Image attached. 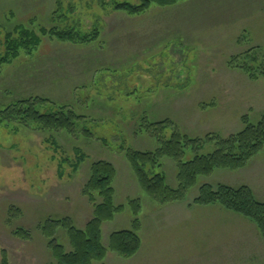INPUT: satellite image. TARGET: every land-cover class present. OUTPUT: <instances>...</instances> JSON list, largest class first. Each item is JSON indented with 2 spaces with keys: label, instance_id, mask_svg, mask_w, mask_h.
Segmentation results:
<instances>
[{
  "label": "rangeland",
  "instance_id": "374dc122",
  "mask_svg": "<svg viewBox=\"0 0 264 264\" xmlns=\"http://www.w3.org/2000/svg\"><path fill=\"white\" fill-rule=\"evenodd\" d=\"M21 25L34 31L40 43L32 53L0 67V111L38 97L48 102L41 112L63 108L81 119L72 134L0 129V262L3 253L8 264L54 262L42 227L69 218L74 227L84 228L92 207L81 190L90 165L104 161L116 170L114 203L124 210L103 225V245L108 246L111 233L132 229L135 218L128 201L139 199L142 247L128 260L108 252L102 264H240L231 242L241 238L245 249L254 248L256 227L220 206L189 205L199 183L248 185V170L198 178L184 202L157 206L141 192L123 153L154 151L158 144L151 133L164 139L175 130L191 138H226L244 128L243 117L252 124L259 120L264 78H252L238 67L264 66V0H182L136 17L115 12L101 0H0V53L4 34ZM66 28L82 35L97 29L98 38L60 43L39 32ZM160 122L168 123L162 133L144 127ZM76 151L84 160L73 173ZM210 151L206 146L202 153ZM61 159L70 160L62 166V177ZM162 164L166 184L176 188L175 164L169 159ZM189 212L192 217L216 215L218 224L239 232L218 239L201 232V226L217 222L194 219L185 223L190 228L184 232L172 227L175 238L189 237L187 253L175 259L176 254L164 250L169 226L156 223L153 230L159 232L152 234L151 220ZM17 228L27 231L28 238L15 235ZM55 239L69 250L61 230ZM156 249L162 251L159 256ZM249 264H264V256L258 254Z\"/></svg>",
  "mask_w": 264,
  "mask_h": 264
},
{
  "label": "trees",
  "instance_id": "16d2710c",
  "mask_svg": "<svg viewBox=\"0 0 264 264\" xmlns=\"http://www.w3.org/2000/svg\"><path fill=\"white\" fill-rule=\"evenodd\" d=\"M182 0H136V4L110 0L107 5L113 11L123 13L129 17L145 14L152 7L168 8ZM41 36H49L56 41L68 43H90L98 38L97 29L90 34H80L72 28L63 31L39 30ZM3 52L0 53V67L10 64L20 54H30L40 43V38L27 27L15 26L3 36ZM233 62V61H232ZM232 68V67H231ZM243 73L252 78H264V66L238 67ZM255 76V77H254ZM258 78V77H257ZM48 102L42 98L31 97L17 100L0 111V129L16 133L19 129L39 131L42 133L66 132L72 134L74 127L81 117L71 111L58 108L56 112L43 113L39 109L47 106ZM244 128L236 134L222 138L217 135H206L203 139L191 138L178 130L172 132L168 139L151 133L150 137L158 146L154 151L140 152L127 149L123 155L130 166L141 192L157 206L184 202L188 192L198 185V178H208L216 171L236 172L246 168L248 163L264 149V112L255 123H249L243 117ZM167 122L145 125L146 130L162 133ZM86 136H90L88 133ZM54 148L58 145L52 139ZM211 148L210 152L202 153L204 148ZM163 159L171 160L176 167L177 187L170 188L166 184L161 169ZM84 157L75 152V160L71 169L75 173L82 164ZM70 160L61 159L58 174L62 177V166ZM116 170L112 164L97 161L90 165L89 177L81 190V195L87 199L92 207L90 220L83 229L72 225L69 218L48 221L43 227L47 233V248L52 254L54 262L50 264H102L108 252L128 260L138 252L141 240L138 232L140 223L137 216L140 213L139 199L128 201L135 218L131 230L113 232L108 236V246L103 245L102 226L123 212L124 206L114 203L115 191L113 182ZM193 206H220L226 212L238 215L258 230L264 245V203L258 201L246 186L231 187L225 184L211 185L199 183ZM61 230L66 238L69 250L64 244H58L55 236ZM14 234L21 238H28L27 231L22 228L14 230ZM0 264H8L5 254Z\"/></svg>",
  "mask_w": 264,
  "mask_h": 264
},
{
  "label": "crops",
  "instance_id": "0c3cea01",
  "mask_svg": "<svg viewBox=\"0 0 264 264\" xmlns=\"http://www.w3.org/2000/svg\"><path fill=\"white\" fill-rule=\"evenodd\" d=\"M244 170H248V175L250 176L249 178V184L248 185H242V184H238L239 186H246L248 187L251 192L253 193V195L255 196V198L264 203V149H262L246 166ZM242 171V172H243ZM225 185L234 187L233 185L226 183V182H222ZM182 203V202H180ZM175 204V203H173ZM171 204H168V206H170ZM193 205H189V207H191ZM190 213V212H189ZM183 213V214H173V215H169V216H160L157 215L156 217H153L151 220V226H153L151 233L153 234V232H156L154 229V226L156 223H159L160 225H162L163 223H167V225L169 226V230L167 232V248L164 249L166 250V253L168 254V252H171L170 255L173 256V253L176 254L174 255V258L177 259L178 256L177 255H181L180 257L183 258L185 255V253H187V245H188V240L189 237H182L181 236H177V238H175L172 234V227L174 229L179 228V230H181L182 232H184L186 229H189V226H186L185 223H190L192 221V219H194V221H209V222H217V219L219 220V218L216 215H211L208 214L206 215H200V214H196L197 216L192 217V213ZM199 215V216H198ZM197 218V220H196ZM197 227V226H194ZM193 227V228H194ZM103 228V226H102ZM142 226H140V231H141ZM202 230L201 232H205V234H211L212 236H216L218 239L224 238V237H229L233 232H239V231H231L228 227L224 228V225L219 223H215V224H211V225H203L201 226ZM140 231L138 232V234L140 233ZM140 237V234H139ZM256 239L255 242L253 243L254 248H246L244 247V244L242 242V239L240 238V240L238 242H231V246H234V249L232 250V255H234L236 258L238 257L240 262V264H249V263H253L257 258H258V254L259 257L264 256V245L263 242L259 237H257V234L255 235ZM141 240V238H140ZM173 240V241H172ZM200 240H196V243H200ZM141 244H142V240H141ZM142 247V245H140V248ZM139 248V250H140ZM138 250V251H139ZM157 250V255L159 256L161 254V250L156 249ZM163 250V249H162ZM254 251H260V253H254ZM138 253V252H137ZM136 253V254H137ZM136 256V255H135ZM184 264V263H182Z\"/></svg>",
  "mask_w": 264,
  "mask_h": 264
}]
</instances>
